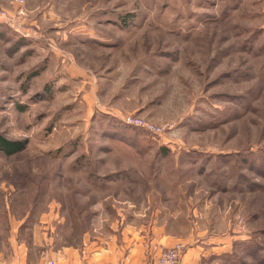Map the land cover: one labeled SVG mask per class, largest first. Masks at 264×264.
Segmentation results:
<instances>
[{
  "label": "rangeland",
  "instance_id": "rangeland-1",
  "mask_svg": "<svg viewBox=\"0 0 264 264\" xmlns=\"http://www.w3.org/2000/svg\"><path fill=\"white\" fill-rule=\"evenodd\" d=\"M14 2L0 8L27 23L0 20V135L23 149L0 152L5 257L61 214L75 243L76 195L94 189L136 205L162 192L181 237L264 264V0Z\"/></svg>",
  "mask_w": 264,
  "mask_h": 264
},
{
  "label": "crops",
  "instance_id": "crops-1",
  "mask_svg": "<svg viewBox=\"0 0 264 264\" xmlns=\"http://www.w3.org/2000/svg\"><path fill=\"white\" fill-rule=\"evenodd\" d=\"M14 1L0 0V6L9 9L15 5ZM65 66L69 71H79V65L74 62ZM76 196L83 200L77 216L85 226L76 234L75 243L68 242L70 236L64 233L68 220L61 214L58 224L63 230L58 232L51 219L50 231L36 236L30 248L12 236L10 255L5 257L3 241H0V264H49V261L54 264H153L162 250L179 242L188 245L178 264H226V258L221 256L222 243L192 242L191 236L181 237L173 223L166 222L167 218L181 214L170 206L165 207L162 192L146 193L139 205L130 202V197L116 193H108L101 202L100 192L94 189L78 191ZM36 249L40 255L34 258Z\"/></svg>",
  "mask_w": 264,
  "mask_h": 264
},
{
  "label": "built area",
  "instance_id": "built-area-1",
  "mask_svg": "<svg viewBox=\"0 0 264 264\" xmlns=\"http://www.w3.org/2000/svg\"><path fill=\"white\" fill-rule=\"evenodd\" d=\"M0 20L22 30L27 23V11L22 5H18L11 11L0 8ZM123 121L126 124L140 127L155 135H161L168 128L167 125L155 124L152 121L133 115H125ZM184 249L185 248L182 243L174 244L173 246L162 250L161 253L153 260V264H178L184 253ZM48 263L54 264L53 261H49Z\"/></svg>",
  "mask_w": 264,
  "mask_h": 264
},
{
  "label": "trees",
  "instance_id": "trees-1",
  "mask_svg": "<svg viewBox=\"0 0 264 264\" xmlns=\"http://www.w3.org/2000/svg\"><path fill=\"white\" fill-rule=\"evenodd\" d=\"M23 149L22 144L18 141L8 140L0 135V152L8 155L15 154Z\"/></svg>",
  "mask_w": 264,
  "mask_h": 264
}]
</instances>
